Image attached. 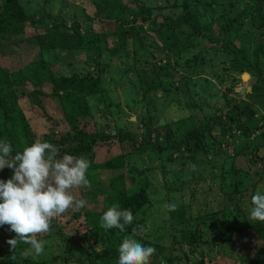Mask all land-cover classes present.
<instances>
[{
  "label": "trees",
  "instance_id": "obj_1",
  "mask_svg": "<svg viewBox=\"0 0 264 264\" xmlns=\"http://www.w3.org/2000/svg\"><path fill=\"white\" fill-rule=\"evenodd\" d=\"M161 1L153 0L160 2L159 6L154 7L152 4L141 3V0H130V6L123 0H89L95 9L94 16L91 17L83 9L78 13L72 10L70 16L65 14L64 9L75 8L72 0H0V56L12 58L16 66L13 71L0 66V140L6 139L11 143L12 156L35 142H49L58 149V159L65 154L83 156L90 161L89 170L99 169L103 172L109 168L120 170L119 176L108 181L96 182L87 177L90 187L73 189L72 193L77 198L89 200L92 205L87 202L83 208H70L62 217L60 215L59 218L52 219L48 232L37 235V238H53L58 243V248L62 252L60 258L66 261L65 263L118 264L119 245L124 238L133 233L135 224L141 223L136 222L135 218L141 215L146 203L147 186L141 187L134 194L123 196L122 193L125 194L129 188H118V183L122 182V186L127 187L135 180L128 164V156L120 155L121 162L115 156L96 164L94 162L96 154L102 148H114L113 145L123 148L125 142H129L138 155L152 152L161 160L169 161L171 160L167 156L169 150L178 153L185 151L196 156L213 149L206 145L208 139L206 134L211 131L219 132L217 135L220 137L218 142L220 145L227 142L225 137H228L231 143H235L237 138L242 137L245 140L256 132H261L264 142V118L260 116L258 119L255 111V108L260 109L261 114V111H264V0H249L253 4H248L240 13L243 17H249L251 28H247L246 31L250 32L251 29L255 31L252 39L254 47L245 45L244 39L238 41V46L234 44L229 37L235 31V27L232 26L234 20L231 18L223 21L217 30L202 23L200 15L195 10L198 0H182L180 5L176 2L170 3L168 0ZM58 4L61 8L52 10L53 6ZM78 15L84 17V27L79 22ZM94 17L112 22L114 31L112 33L95 31L92 27ZM238 24L240 27L242 21ZM258 32H261V37L256 39ZM218 35L221 36L220 40ZM153 39L159 42L161 50L171 58L183 56L185 68L202 64L201 58L208 50L214 55L224 53L225 60L222 64L225 65L227 62L228 72L235 75L247 73L254 79L250 92L244 95L249 104L244 101L235 103L230 97L226 100L225 110L214 109L209 115H203L202 119H198L191 128L184 127L182 125L184 121L179 120L173 130L168 125L161 132L148 126L151 121L148 113L145 118L138 120L140 126H148V132L143 133L139 138L141 141L137 143L132 139V134L125 132L118 124L114 126L115 133L100 131L102 127L97 120L101 118L97 116V110L108 107V90H112L113 99H116V88L119 87L122 77L137 68L139 61L130 58V55L137 54L133 44L138 43L142 49V66L145 70H137L134 79L137 81L135 84L138 94L143 100L152 96L158 89L164 93V89L172 84L174 75L170 70L172 69L170 58L161 59L158 63H150L148 60L149 57L153 58L154 54L148 52L143 42L154 41ZM202 41L208 44L207 50L203 48ZM154 47L155 44L149 45V49ZM83 55L84 59L78 58ZM51 56L59 58L60 72L55 73L50 69L48 59ZM111 58H116L117 61L112 64L103 63L105 59L112 61ZM179 63L180 60L176 61V66ZM66 68L69 74L61 73L62 69ZM27 85L30 86L29 91L26 90ZM179 86L183 97H186L189 93L187 81L179 79ZM44 89L48 94L43 91ZM204 94L206 90L201 94L202 97ZM17 95L28 99L29 108L31 105L37 106L42 112L39 117L40 122L42 118L44 119L42 124L44 128L39 123V117H35L31 110H24L18 105ZM44 98H51L56 102V108L50 109L51 112L45 110ZM192 99L191 96L187 97V107H191ZM196 100L199 101L201 98ZM213 106L204 102L193 105L198 110L203 108L208 110V107ZM52 113L57 118L61 116L62 122L54 114L51 116ZM187 120L190 121L188 118ZM250 121L259 122V126L262 127L253 129ZM33 129L36 133L32 131ZM152 135L154 138H151ZM258 147L259 145L250 151L245 149L239 153L250 154L253 157L252 163L260 161L262 166L260 174H264V156L257 154ZM13 171L10 168L0 170V180L6 181L11 178ZM250 179V174L244 173L237 180L240 183L239 187L234 188L231 195L224 194V210L229 212L237 207L231 200L246 190L240 187H244V182ZM84 193H89L90 197ZM114 204H118L121 210H130L134 216L132 225L127 226L124 232L117 228L106 231L100 227V217ZM94 209L99 211L94 212ZM78 215H83L85 219L87 230L83 234L95 235L98 239L97 246H100L102 251L97 252L94 246L81 244L85 239L80 225L71 221L74 217L80 219ZM245 216L243 214L237 217L244 219ZM171 219L170 226L177 227L182 232L180 237L182 242L194 244L198 241L200 231L198 229L193 232L186 231L182 213L181 215L173 213ZM251 223L250 228L254 236L260 242V246L264 245V222ZM72 224L77 226L76 231L73 234H63L64 227ZM14 237L15 234L7 240ZM60 237H63L66 246ZM175 241L176 236L172 237L171 242ZM8 247L6 253L0 250L1 264L57 262V258L53 261L25 259L23 255L29 249V244L20 243L15 250L9 245ZM156 249L159 250L152 256L151 264H155L161 253L158 246ZM249 262L264 264L254 257L250 258Z\"/></svg>",
  "mask_w": 264,
  "mask_h": 264
},
{
  "label": "rangeland",
  "instance_id": "obj_2",
  "mask_svg": "<svg viewBox=\"0 0 264 264\" xmlns=\"http://www.w3.org/2000/svg\"><path fill=\"white\" fill-rule=\"evenodd\" d=\"M72 1L75 8L64 9L65 14L70 16L72 10L78 13L79 10L83 9L89 16H94L95 9L90 5L89 0ZM123 2L130 6V0H123ZM168 2H176L180 5L182 0H168ZM197 2V9L195 10L200 15L202 23L212 26L213 30H217L223 21L231 18L234 20L232 26L235 27V31L229 37L234 44L238 46V41L240 42L244 39L245 45H254L252 39L255 36V31L252 29L250 32L246 31L247 28H251L249 17L240 15L248 4H253L251 1L198 0ZM141 3L152 4L154 7L160 4V2H153V0H141ZM58 6H53L52 10L61 8L59 4ZM178 9L181 10V8ZM78 16L79 22L84 27V17ZM94 19L92 27L95 31L103 33H112L114 31L112 22L104 21L98 17H94ZM240 21H242V25L239 27L238 23ZM213 32L218 33L217 31ZM218 37L220 40L221 36L218 35ZM260 37L261 32H258L256 39ZM143 44L146 45L145 47L149 53L154 54L153 58H148L150 63H158L161 59L170 58V67L172 68L170 70L174 75L172 84L164 89V93L158 89L152 96L145 97L143 100L142 96L138 94L135 84L137 81L134 79L136 78L137 70H145L142 66V49L138 43L133 44L137 54L135 56L130 55V58L139 61L137 68L129 71L127 76L122 77L119 87L116 88V99H113L112 90H108V107L97 110V116L101 118L97 120V123L99 122L102 127L100 131L107 130L106 132L108 133H115L114 126L118 124V126H122L125 132L132 134V139L137 143L141 141L139 138L142 137V134L148 132V126L161 132L170 125L173 130L180 120L184 121L182 123L184 127L191 128L197 123L198 119H202L203 115H209L214 109L225 110L227 98H233L235 103L244 101L249 104L245 100L244 95L250 92L254 79L247 73L235 75L228 72L227 62L225 65L222 64L225 60L224 53L214 55L208 50L207 54H204L201 58L202 64L185 68L183 64L184 57L171 58L169 54L161 50L162 46L157 40H144ZM150 44H155L154 49H149ZM202 46L206 50L209 48L205 41H202ZM78 58L84 59V55ZM111 59L112 61L105 59L103 63L112 64V62L117 61L116 58ZM48 60L50 69L55 73L60 72L58 71L59 58L51 56ZM179 60L180 63L176 66L175 62ZM0 66L10 71L16 69L12 58H6L5 56H0ZM79 68L81 67L79 66ZM61 73L69 74V71L67 68L66 70L62 69ZM105 76L110 79L108 74L105 73ZM181 78L187 81L189 93L186 97H183L184 94L180 90L179 79ZM234 80L235 82H233ZM29 88L30 86L27 85L26 90L29 91ZM205 90L206 94L202 97L201 94ZM231 90L232 92L230 93ZM240 90H244L245 93L240 95ZM43 91L48 94L47 90L44 89ZM214 92H216L215 95ZM188 96L193 98L191 107L186 106ZM17 98L18 105L22 109L31 110L35 117L42 115L37 106L31 105L29 108L27 98H23L20 95H17ZM196 98L198 100L201 98V100L197 101ZM203 102L214 106L208 107V110L206 108L198 110L193 107L194 104ZM44 104L47 112H51L52 110L50 109L54 110L56 108V102L51 98H44ZM255 111L258 119L260 116L264 118V111H261L262 114L258 108H255ZM148 113L151 117L149 125L140 126L139 118H145ZM57 119L60 122L63 120L61 116ZM43 121L44 119L42 118L40 122L39 117V123L44 128L42 125ZM249 124L252 125L253 129L259 126V122L255 121H250ZM259 127L261 128L262 125ZM32 131L36 133V130L33 129ZM37 132L41 131L37 130ZM218 133L211 131L206 134L208 136L206 145L213 147V149L196 156H192L185 151H179L178 153L169 150L167 154L168 158H171L169 161L161 160L152 152V154L148 152L145 155H138L135 153L136 149L129 142H125L123 148L113 145L114 148H104L96 154L94 161L96 164H101L107 158L115 156L121 162L120 155L128 156V164L132 169L135 180L131 183L132 186L127 187L122 186V182L118 183V188H129L125 194L122 193L123 196L134 194L141 187L147 186L146 203L141 215L135 218L136 222H141L136 223L134 226L137 229L135 238L142 244H148L145 246H154L155 249L158 246L160 248L161 253L155 264H251L249 259L253 257L260 263L264 262V245L260 246V242L250 228L252 223L247 220L251 207V197L255 194L257 187L264 185V174H260L262 170L260 161L252 163L253 157L250 154L239 153L245 149L250 151L259 145L257 154L264 156V142L262 141L261 132H256L245 140L239 137L235 143H231L228 137H225L227 142H223L221 145L218 144L220 140ZM255 136L256 138L254 139ZM151 138H154V135ZM102 156L104 159H101ZM193 165L195 169H193ZM244 173L250 174L251 179L244 182V187H240L246 188V190L242 191L240 196L232 198L231 202L237 207L228 212L224 210V194L231 195L234 188L239 187L240 183L237 180ZM119 174L120 170L109 168L103 172L99 169H94L88 171L87 177L96 182H102L115 178ZM84 194L88 198L90 197L89 193ZM106 203L104 206H106ZM169 203H176L177 207L174 211H169L165 208V205ZM95 211L99 210L94 209ZM176 212L180 215L182 213L184 218L183 226L186 231L193 232L195 229L200 231L196 243L188 244L187 242H182L180 229L170 226L171 215ZM243 214L246 215L244 219L237 217ZM78 217L80 219L74 217L71 221H74L76 225H80V230L83 234L87 230L85 219L83 215H78ZM57 218L59 217L57 216ZM76 225L72 224L64 227L63 234H73L76 231ZM8 227V225L0 227V250L5 253L9 250L6 240L15 234L8 231ZM90 234L92 233L83 234L85 242L81 241V244L84 246L92 245L97 252L102 251V248L97 246V237ZM132 235L133 233L130 236ZM175 236L176 241L172 243V237ZM35 238L45 242L44 252L36 255L30 245L23 255L25 259L44 261L50 259L53 261L54 258H57V262L48 263L68 264L60 258L62 252L53 238H37V236ZM60 238H62L61 242L66 246L63 237ZM157 250L159 249H156V253ZM152 260L153 258L151 257L150 264Z\"/></svg>",
  "mask_w": 264,
  "mask_h": 264
},
{
  "label": "clouds",
  "instance_id": "obj_3",
  "mask_svg": "<svg viewBox=\"0 0 264 264\" xmlns=\"http://www.w3.org/2000/svg\"><path fill=\"white\" fill-rule=\"evenodd\" d=\"M12 151L9 141L0 140V170H14L11 178L0 180V227L8 225V231L15 233L14 238L7 240L11 249L15 250L20 243L29 244L40 255L45 242L35 237L49 231L54 217L70 208L86 206L87 201L74 196L72 190L90 187L87 178L90 161L68 154L58 159V149L49 142H35L14 156ZM176 207V203L165 205L169 211ZM133 220L130 210H121L114 204L100 217V227L124 232ZM247 220L264 222V185L257 187L251 197ZM136 231L134 228L133 235L119 245L118 264H150L156 249L139 242Z\"/></svg>",
  "mask_w": 264,
  "mask_h": 264
},
{
  "label": "crops",
  "instance_id": "obj_4",
  "mask_svg": "<svg viewBox=\"0 0 264 264\" xmlns=\"http://www.w3.org/2000/svg\"><path fill=\"white\" fill-rule=\"evenodd\" d=\"M102 149H104V148H102ZM102 149H101V150H102ZM101 150H100V151H101ZM105 150H108V149H105ZM100 151H98V152H100ZM101 153H103V152H101ZM101 159H104V157L102 156ZM107 159H109V158H107ZM86 201L89 203V205H92V203H91L89 200H86Z\"/></svg>",
  "mask_w": 264,
  "mask_h": 264
},
{
  "label": "water",
  "instance_id": "obj_5",
  "mask_svg": "<svg viewBox=\"0 0 264 264\" xmlns=\"http://www.w3.org/2000/svg\"><path fill=\"white\" fill-rule=\"evenodd\" d=\"M242 79H243V77H242ZM244 93H245L244 90H240V92H239L240 95H243Z\"/></svg>",
  "mask_w": 264,
  "mask_h": 264
}]
</instances>
